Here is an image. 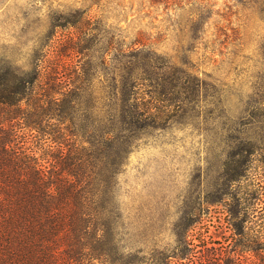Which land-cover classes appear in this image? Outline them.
Instances as JSON below:
<instances>
[{"label": "rangeland", "instance_id": "rangeland-1", "mask_svg": "<svg viewBox=\"0 0 264 264\" xmlns=\"http://www.w3.org/2000/svg\"><path fill=\"white\" fill-rule=\"evenodd\" d=\"M72 45L87 51L64 61L88 68L94 96L119 79L118 51L143 46L163 56L153 70L164 85L181 86L146 95L162 121L135 131L115 177L127 247L172 249L175 225L191 221L190 236L234 250L241 225L262 247L245 255L261 264L264 127L254 123L264 118L248 103L255 83L264 92V0H0V60L25 67L35 48L52 57Z\"/></svg>", "mask_w": 264, "mask_h": 264}, {"label": "trees", "instance_id": "trees-1", "mask_svg": "<svg viewBox=\"0 0 264 264\" xmlns=\"http://www.w3.org/2000/svg\"><path fill=\"white\" fill-rule=\"evenodd\" d=\"M42 50L33 49L25 67L0 60V264H257L245 253L262 247L241 225L234 250L190 236L191 221L175 225L172 249H131L123 239L115 177L135 131L162 121L146 95L181 89L173 77L167 88L153 70L161 54L118 51L119 79H104L94 96L88 68L64 61L87 48L62 46L52 57ZM259 79L264 89V73ZM257 84L248 105L264 118ZM250 138L251 145L259 137ZM256 258L264 264V254Z\"/></svg>", "mask_w": 264, "mask_h": 264}]
</instances>
